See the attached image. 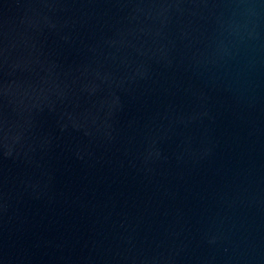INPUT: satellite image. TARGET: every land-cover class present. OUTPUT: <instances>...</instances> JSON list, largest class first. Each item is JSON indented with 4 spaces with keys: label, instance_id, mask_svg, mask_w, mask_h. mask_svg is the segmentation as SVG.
I'll list each match as a JSON object with an SVG mask.
<instances>
[{
    "label": "water",
    "instance_id": "95a60500",
    "mask_svg": "<svg viewBox=\"0 0 264 264\" xmlns=\"http://www.w3.org/2000/svg\"><path fill=\"white\" fill-rule=\"evenodd\" d=\"M0 264H264V0H0Z\"/></svg>",
    "mask_w": 264,
    "mask_h": 264
}]
</instances>
